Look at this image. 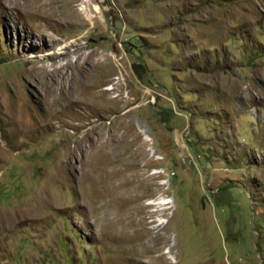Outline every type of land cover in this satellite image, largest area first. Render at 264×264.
Wrapping results in <instances>:
<instances>
[{
	"label": "rangeland",
	"instance_id": "1",
	"mask_svg": "<svg viewBox=\"0 0 264 264\" xmlns=\"http://www.w3.org/2000/svg\"><path fill=\"white\" fill-rule=\"evenodd\" d=\"M40 1L0 0V264H264V0Z\"/></svg>",
	"mask_w": 264,
	"mask_h": 264
},
{
	"label": "bare ground",
	"instance_id": "2",
	"mask_svg": "<svg viewBox=\"0 0 264 264\" xmlns=\"http://www.w3.org/2000/svg\"><path fill=\"white\" fill-rule=\"evenodd\" d=\"M31 3H32V5H34V10L32 11V12H30L31 13V15H33L34 17H37V18H40V19H42V18H44V17H47L50 13L46 10V7L45 6H43V7H39V4H40V0H29ZM47 6V5H46ZM36 13V14H35ZM30 15V14H29ZM40 15H43V16H40ZM48 19V18H47ZM30 56H35L33 53H31L30 54ZM41 69H38V70H36V72L37 71H40ZM37 74H38V76H39V78H42V77H40V75L42 74L41 72L40 73H38L37 72ZM108 88V87H107ZM109 89V88H108ZM143 136V135H142ZM169 199V198H168ZM151 200V199H150ZM168 202H170V201H168V200H166V199H163V200H161L160 202H158V207H160V205H163V204H165V203H168ZM148 203H150V202H148ZM154 203V202H153ZM152 204V203H151ZM140 207V206H139ZM138 208V207H137ZM161 208V207H160ZM13 216V215H12ZM3 220L5 221V224L8 226V224H10V221L9 220H11V217H10V215L9 214H4V217H3ZM159 220V219H158ZM158 220H157V223H158ZM0 229H2V227H0ZM152 237V236H151ZM1 238V237H0ZM152 241H154L153 239H152ZM152 241H150V242H152ZM149 242V244H147L148 245V250H150L151 252H153V253H155V252H157L158 251V249H159V246H156V244L155 243H150ZM133 246V245H132ZM140 246V245H139ZM146 246V245H145ZM128 247V246H127ZM138 247V246H137ZM131 248V247H130ZM168 247H166L165 249H163V250H165L164 252H167L168 253V251H169V249L168 250H166ZM128 249V248H127ZM137 252H140V250H136ZM164 252H162V253H159V254H157V255H155L154 257L155 258H157V259H160V260H163V253ZM135 254V253H134ZM138 254H140V253H138ZM133 255V254H132ZM169 255V254H168ZM146 256V255H145ZM147 257H149V256H147ZM167 257H169V256H167ZM170 258V257H169ZM132 260H134V259H132ZM136 260V259H135ZM138 260V259H137ZM152 260V259H151ZM151 260H147L146 259V261H147V263L148 264H152L150 261ZM140 261H141V259H140ZM136 262V261H135ZM139 262V261H138ZM135 264V263H134Z\"/></svg>",
	"mask_w": 264,
	"mask_h": 264
}]
</instances>
